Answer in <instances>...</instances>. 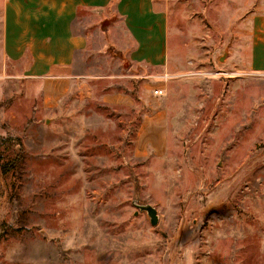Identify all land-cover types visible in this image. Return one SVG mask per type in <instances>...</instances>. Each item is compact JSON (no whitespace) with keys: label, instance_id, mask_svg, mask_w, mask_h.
Listing matches in <instances>:
<instances>
[{"label":"rangeland","instance_id":"374dc122","mask_svg":"<svg viewBox=\"0 0 264 264\" xmlns=\"http://www.w3.org/2000/svg\"><path fill=\"white\" fill-rule=\"evenodd\" d=\"M159 7L168 71L95 36L76 68L96 76L93 94L51 106L3 52L0 0V264H264V74L238 59L264 0ZM98 20L77 30L99 33ZM109 92L135 105L103 102Z\"/></svg>","mask_w":264,"mask_h":264},{"label":"crops","instance_id":"0c3cea01","mask_svg":"<svg viewBox=\"0 0 264 264\" xmlns=\"http://www.w3.org/2000/svg\"><path fill=\"white\" fill-rule=\"evenodd\" d=\"M159 5L160 0H4L3 52L9 60L23 64L26 77L42 82L44 98L51 106L77 89L82 97L93 92L88 84L96 76L76 68L79 57L96 44L95 36L100 47L115 46L128 63L163 75L169 70L168 16ZM86 14L96 16L106 27L99 33L77 30ZM110 18L116 19L114 23L108 24ZM245 39L238 56L241 65L264 74V11L247 17ZM144 75L131 77L147 87ZM101 99L108 104L135 105L128 93L109 92Z\"/></svg>","mask_w":264,"mask_h":264},{"label":"water","instance_id":"95a60500","mask_svg":"<svg viewBox=\"0 0 264 264\" xmlns=\"http://www.w3.org/2000/svg\"><path fill=\"white\" fill-rule=\"evenodd\" d=\"M137 207L141 210V211H145L147 213V215L150 218V222L152 225H157L158 221H159V216L157 213V210L155 207H153L150 204H142V205H137Z\"/></svg>","mask_w":264,"mask_h":264},{"label":"trees","instance_id":"16d2710c","mask_svg":"<svg viewBox=\"0 0 264 264\" xmlns=\"http://www.w3.org/2000/svg\"><path fill=\"white\" fill-rule=\"evenodd\" d=\"M7 167H9V164H4L3 165V169L5 170V171H7L8 170V168Z\"/></svg>","mask_w":264,"mask_h":264},{"label":"built area","instance_id":"2783aa9c","mask_svg":"<svg viewBox=\"0 0 264 264\" xmlns=\"http://www.w3.org/2000/svg\"><path fill=\"white\" fill-rule=\"evenodd\" d=\"M155 93H161V90H155Z\"/></svg>","mask_w":264,"mask_h":264}]
</instances>
